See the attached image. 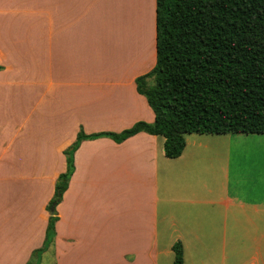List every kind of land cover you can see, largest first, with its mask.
<instances>
[{"label": "crops", "instance_id": "obj_1", "mask_svg": "<svg viewBox=\"0 0 264 264\" xmlns=\"http://www.w3.org/2000/svg\"><path fill=\"white\" fill-rule=\"evenodd\" d=\"M155 61V0H0V264L42 245L79 129L154 120L135 78ZM184 137L174 158L144 131L83 139L38 264H161L177 239L191 264H264V160Z\"/></svg>", "mask_w": 264, "mask_h": 264}, {"label": "trees", "instance_id": "obj_2", "mask_svg": "<svg viewBox=\"0 0 264 264\" xmlns=\"http://www.w3.org/2000/svg\"><path fill=\"white\" fill-rule=\"evenodd\" d=\"M155 48L154 66L135 78L154 120H138L118 132L78 130L64 149L66 168L47 204L44 241L24 264H38L53 240L56 205L83 139L121 142L144 131L164 136V154L174 158L187 133H264V0H155ZM171 249L174 263L182 264L181 242Z\"/></svg>", "mask_w": 264, "mask_h": 264}, {"label": "rangeland", "instance_id": "obj_3", "mask_svg": "<svg viewBox=\"0 0 264 264\" xmlns=\"http://www.w3.org/2000/svg\"><path fill=\"white\" fill-rule=\"evenodd\" d=\"M232 137L227 142L233 144L230 153L231 161L237 162L240 167V171L244 174L248 172V168L252 163L254 157L262 158L264 160V133H225ZM226 142V141H224ZM225 152V150H224ZM179 240V239H177ZM47 258V257H46ZM46 263V259H45ZM161 264H175L174 253H169L164 257V261ZM182 264H191L187 260H182ZM207 264H217L215 262H209Z\"/></svg>", "mask_w": 264, "mask_h": 264}]
</instances>
